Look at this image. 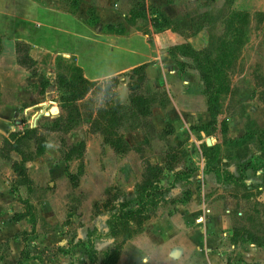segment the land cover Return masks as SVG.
<instances>
[{
    "label": "rangeland",
    "instance_id": "374dc122",
    "mask_svg": "<svg viewBox=\"0 0 264 264\" xmlns=\"http://www.w3.org/2000/svg\"><path fill=\"white\" fill-rule=\"evenodd\" d=\"M233 2L0 0V38H23L15 40L21 58L26 59L32 52L39 56L35 70L41 75L35 78L29 71V76H20L0 68V130H3L0 154L8 153L5 140L10 133L39 125L45 146L40 155L34 139L22 144L29 158L24 165L25 174L32 187L20 183L22 177L4 157L5 164L0 167L4 177L0 180L9 181L12 192L18 193L19 200L13 207L24 211L23 215L31 222L23 230L29 229L28 237L37 241L31 244V249L40 255L44 253L47 264H133L132 259L136 264H163V217L191 199L192 204L185 207L194 205L198 209L195 204L201 207L206 203L211 214L218 217L217 231L212 229L214 236L220 238L219 247L213 251L220 255L216 264H264V249L242 254L239 247L242 229L247 227L264 243V190L251 191L246 176L241 175L248 159L241 160L237 154V142L250 148L252 163L256 152H264V13L242 1V6L250 8V17L244 23L241 17L236 18L230 26L237 8L232 7ZM235 4L239 7V0ZM137 16L143 19L136 22ZM168 28L177 32L181 29L190 35L199 32L209 38V47L202 52L200 60L216 59L225 38L243 40L236 46L233 66L226 71L230 90L221 93V107L216 116L209 111L206 94L207 104L203 96H196L191 99L194 104L183 106L193 112L192 119H173L178 116L177 106L168 107L165 93L154 91L157 89L148 82L146 70L144 81L139 82L136 91L131 90V84L139 80L132 70L99 81L87 79L93 85L77 102L81 121L74 126L65 122L68 113L61 100L64 93L59 88V76H70L74 67L83 68L88 75L98 70L101 76L106 75L104 70L108 68H102V57H94L98 39L137 29L149 34L153 29L160 33ZM149 42L153 44L152 40ZM46 83L49 85L43 89ZM214 83L219 85L217 80ZM133 93L144 94L153 104L168 108L162 112L156 106L152 116H138L131 112L130 105H123L120 111L124 114L123 126L117 130L125 136L130 150L118 153L104 141L99 127L92 122L94 118L105 122L104 110L122 104V99L130 102ZM55 107L59 111L52 112ZM44 112L52 113L48 116ZM39 113L42 115L35 125ZM55 124L60 125L58 130L52 129ZM82 141L86 142L84 157L79 160L75 153L67 160V154ZM205 145L219 151L216 163L223 170L238 174L239 179L233 185L211 180L199 171L206 161ZM11 154L13 160H22L20 154ZM148 162L167 167L160 180L164 192L153 217L144 225L149 234L139 238L137 234L132 238L134 242L125 246L128 240L124 242L126 233L122 226L114 232L111 225L116 223V214L138 206L136 185L143 180ZM204 166L206 169V162ZM190 168L197 173L189 179L182 176L175 181L178 171L186 172ZM72 176L75 181L71 180ZM133 222L129 226L137 228ZM65 241L70 249L81 247L80 260L78 257L77 261H71L62 256L58 244ZM28 252L16 263L15 257H11L9 241L0 242V255L8 254L4 258L6 264H26Z\"/></svg>",
    "mask_w": 264,
    "mask_h": 264
},
{
    "label": "crops",
    "instance_id": "0c3cea01",
    "mask_svg": "<svg viewBox=\"0 0 264 264\" xmlns=\"http://www.w3.org/2000/svg\"><path fill=\"white\" fill-rule=\"evenodd\" d=\"M236 1L238 0H234L232 6L233 8L237 7L234 8L235 10L251 11L248 6L244 7L241 5L243 1L246 5L256 8V11L264 13V0H239V7L236 6ZM134 19L137 22V20L140 21L143 18L137 16ZM110 25H113V23H110ZM5 39V36H3V39L0 38V44L2 46L0 51V68L11 72L13 71L15 75L29 76L28 73L29 71L31 72V69L20 64L17 52L18 43H15L16 39L23 38ZM104 39L101 38L97 40L98 42L96 44L99 46H97L94 51V57H102L100 60L103 63L102 68H108V71L104 70V73L107 74L101 76L98 70L92 75H88L86 71H83L87 79L99 81L101 78L111 77L120 73L132 71L139 66H145L148 82L157 89L154 91L165 93L168 98V107L172 104L177 106L178 116L173 119L181 121L192 119L193 112L186 111L183 106L190 103V105L194 104L191 102L193 97L197 96L200 98V96H203L207 104L205 82L199 68L195 65L194 58L176 50V47L190 44L194 49L204 51L209 47L210 39L205 38L202 33L195 32L190 35L183 33L181 29L177 32L168 28L160 33H156L153 29L149 34H145L137 29L131 33L111 34ZM137 39L140 40L139 45L136 44ZM150 40L153 41V44L149 42ZM32 44L38 46V44ZM28 55L36 62V67L39 56L34 55L33 52ZM136 56H138V59H136ZM108 57H110V59H107ZM133 57L135 59H133ZM37 72V76H39V71L37 70ZM31 75L37 78L32 72ZM122 100L123 105H131V100L130 102H128L127 99ZM155 107L156 110L160 108L162 112L163 109L166 110L168 108H163L161 104L154 102L152 114L150 116L153 115ZM0 127H2L1 124ZM249 150L250 148L248 147V151ZM256 153L253 163L251 161L253 154L250 152H248V155L244 159H241H248L251 161L249 162L247 160L249 164H245L247 168L245 170L246 178L244 179L253 192H257L259 189L264 190V152ZM11 156L14 158V154H11ZM0 159L1 167L2 164H5L6 160L3 159V155L1 154ZM204 165L205 162H203V166L199 171H202L209 179L219 181L215 172H205ZM11 168L13 169L12 166ZM229 171L235 177H239L233 170ZM261 171H263V173H261ZM194 173H197V171ZM0 177L3 179L4 176L0 173ZM222 182L224 184L233 185V182H227L225 180ZM8 185L9 181L2 182L0 180V242L5 240L9 241L11 257H15L16 263L21 260L25 252L29 251V256L26 257V264H47L44 253L40 255L31 249V244L37 243V241L36 239L28 237L29 235L26 233L29 229L23 230L25 225H28L27 223L30 221L26 215H23L24 211H21L18 207H13L19 200V197L18 193H13ZM189 204H192V199L187 203H182L181 207L178 206L179 209H177V211L163 217V264H216L217 256L220 257V255L214 254L213 251L219 247L220 238L219 236H214L213 232L217 231L215 230L217 229V222L215 221L218 217L215 214H211L212 211L208 208L206 203H203L201 207L195 204L198 209H196L194 205L191 207L192 209L190 207H185V205L189 206ZM195 222H197V224H194ZM224 224H226V222ZM228 227L230 226L228 225ZM251 231L250 227L242 229V239L239 242L242 254H252L257 252V250L264 249L263 240L259 239V237ZM147 234L149 233H147L145 227L143 233H140L137 238L144 237ZM221 239L224 240L223 237ZM133 242V239H130L125 243V246ZM229 242L233 244L232 238H230ZM66 244L67 241L58 244V247L61 248L62 256L71 261H77L78 257L80 260L81 247L70 249ZM4 258H8V254L0 255V264L7 263V259L5 261ZM187 259H189L188 262H186ZM131 263L136 264V260L132 259Z\"/></svg>",
    "mask_w": 264,
    "mask_h": 264
},
{
    "label": "trees",
    "instance_id": "16d2710c",
    "mask_svg": "<svg viewBox=\"0 0 264 264\" xmlns=\"http://www.w3.org/2000/svg\"><path fill=\"white\" fill-rule=\"evenodd\" d=\"M250 13L246 11L235 10L234 15L231 17L229 23L230 26H233V23L236 18L242 19V22H247ZM238 30V29H237ZM244 31L243 28L239 29ZM242 39H229L226 38L222 40L218 51L219 55L216 59L211 60L210 57H207L206 60H200L202 52L194 49L190 44L182 45L176 47L178 51L182 54L193 57L195 62H197V67L199 68L203 80L205 82V92L208 94V103L209 111L211 115H215L219 112L221 107V93L230 90L229 84L226 82V71L229 67L233 66L236 56L235 52L237 51V44L242 43ZM2 46L0 44V51ZM17 52L19 55V62L23 66L31 69V72L34 76L38 75V72L35 67L36 62L28 55L26 59L21 58V50L19 44L17 46ZM229 60V61H228ZM228 61V63H226ZM145 66H139L133 69L134 75H139V80L136 83L131 84V90L136 91L139 87V82H143L145 79ZM212 74V76H211ZM59 88L64 93L61 96L63 102V107L67 109V116L65 117V122L71 126L76 125L81 121V112L78 107L77 102L80 99H83L90 87L93 85L89 80L84 76L83 70L80 67H74L70 70V76L60 75L59 76ZM218 81L219 85H215L214 81ZM48 81V80H47ZM49 84L46 83L43 86V89H46ZM153 100L139 93H133L131 96V105L130 110L132 113L138 116H150L152 114ZM124 106L119 102L117 106L112 108H107L104 110V120L101 122L99 119L94 118L92 124L96 128L99 127L101 134L104 136V141L111 144V147L115 149L118 153L128 152L130 150V144L126 140L125 136L117 130L123 126L124 114L121 115L120 111ZM61 117V116H60ZM75 121V122H74ZM79 121V122H78ZM60 125H54L53 130H58ZM40 125L35 128H27L25 131H14L6 138V151L7 154H3V157L12 162V167L14 172L22 177L20 183L32 187V181L29 180V177L25 174V163L29 160L28 155L23 149V142L25 140L31 139L35 140L37 144V154H43L44 145L42 134L39 133ZM173 131V130H171ZM238 144V157L244 159L248 155V147L246 144L237 142ZM205 150V162L206 169L205 172H215L218 180H225L227 182H234L239 178L235 177L229 170H223L217 163V156H219V151H217L214 146H204ZM16 151L22 156L21 161L13 160L11 152ZM86 151V142H79L73 149L67 154V160H71L73 155L76 153L77 158L81 160ZM249 161V160H248ZM246 162V165L249 162ZM243 166L241 175L245 176V170L247 166ZM167 167L162 165H154L150 162L147 163L145 168V173L143 175V180L138 182L136 185V202L138 206L136 208H125V211L122 213L116 214L114 218L116 223L111 225V230L116 231L119 226H122V229L125 231L126 235L124 237V242L132 239L137 234H140L144 231V225L146 221L150 220L153 217L154 211L158 208V205L161 202L162 194L164 188L160 183L162 175L165 173ZM195 172V169L190 168L186 172H177L175 176V181H178L180 177H185L189 179L192 174ZM242 177V176H241ZM72 181H75V177H71ZM134 221L137 224V228L130 227L129 224ZM133 222V223H134ZM240 236V234H239Z\"/></svg>",
    "mask_w": 264,
    "mask_h": 264
},
{
    "label": "water",
    "instance_id": "95a60500",
    "mask_svg": "<svg viewBox=\"0 0 264 264\" xmlns=\"http://www.w3.org/2000/svg\"><path fill=\"white\" fill-rule=\"evenodd\" d=\"M58 108H54L53 110H52V112H57L58 110H57ZM52 112H44V114H46V115H51V113ZM41 115H42V113H39L37 116H36V119H35V125H37V122H38V120H39V118L41 117Z\"/></svg>",
    "mask_w": 264,
    "mask_h": 264
}]
</instances>
